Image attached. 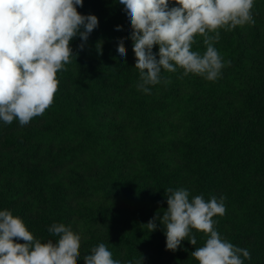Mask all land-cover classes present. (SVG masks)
I'll return each instance as SVG.
<instances>
[{
  "label": "trees",
  "instance_id": "trees-1",
  "mask_svg": "<svg viewBox=\"0 0 264 264\" xmlns=\"http://www.w3.org/2000/svg\"><path fill=\"white\" fill-rule=\"evenodd\" d=\"M77 11L98 26L70 42L76 58L57 73L52 105L24 126L0 121V211L41 242L58 239L53 223L69 226L81 236L78 264L99 243L121 264H198L204 233L173 252L159 219L144 226L167 209L165 189L184 188L189 199L223 196L216 230L250 252L244 264H264V0H254V25L219 30L214 46L230 65L218 79L162 70L150 93L137 88L124 6L83 0ZM193 50L205 51L202 37Z\"/></svg>",
  "mask_w": 264,
  "mask_h": 264
},
{
  "label": "clouds",
  "instance_id": "clouds-1",
  "mask_svg": "<svg viewBox=\"0 0 264 264\" xmlns=\"http://www.w3.org/2000/svg\"><path fill=\"white\" fill-rule=\"evenodd\" d=\"M131 25L130 39L139 71L137 88L150 93L149 86L161 82L162 70L183 76L193 74L215 81L230 65L214 46L220 29L254 25V0H118ZM170 3L175 6L170 7ZM77 6L83 0H0V121L21 126L44 114L58 91L57 73L75 57L70 42L79 35L86 42L98 26L95 15H82ZM83 29V31H81ZM121 30V26H117ZM203 38L205 51L193 50L196 37ZM154 46L158 52L154 53ZM84 44L80 45L83 49ZM117 51L126 57L121 38ZM76 58V57H75ZM170 83V81H165ZM167 209L144 225L156 230V220L164 226L166 249L176 251L187 239L196 245L193 230L207 237L191 256L198 264H244L251 259L240 248L221 237L216 216L226 212L224 197L205 200L203 195L189 199L184 188L165 189ZM48 232L54 242H41L24 221L7 209L0 211V264H78L81 236L69 226L53 223ZM17 241H23L19 243ZM84 264H121L105 243L91 248ZM127 264H141L128 261Z\"/></svg>",
  "mask_w": 264,
  "mask_h": 264
}]
</instances>
